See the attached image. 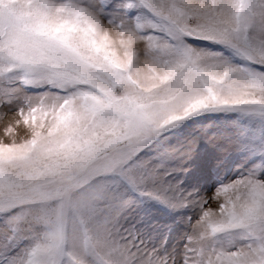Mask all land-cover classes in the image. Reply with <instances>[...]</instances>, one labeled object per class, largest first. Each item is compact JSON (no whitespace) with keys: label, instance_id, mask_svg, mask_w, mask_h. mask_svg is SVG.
<instances>
[{"label":"snow or ice","instance_id":"6c2138e0","mask_svg":"<svg viewBox=\"0 0 264 264\" xmlns=\"http://www.w3.org/2000/svg\"><path fill=\"white\" fill-rule=\"evenodd\" d=\"M0 126V264H264V0H0Z\"/></svg>","mask_w":264,"mask_h":264},{"label":"rangeland","instance_id":"374dc122","mask_svg":"<svg viewBox=\"0 0 264 264\" xmlns=\"http://www.w3.org/2000/svg\"><path fill=\"white\" fill-rule=\"evenodd\" d=\"M0 127H2V126H0ZM209 195H211V193H209ZM212 206L215 207L216 205L215 204H212Z\"/></svg>","mask_w":264,"mask_h":264}]
</instances>
